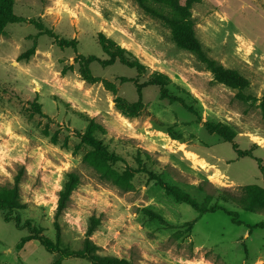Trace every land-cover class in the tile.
<instances>
[{"label":"rangeland","instance_id":"1","mask_svg":"<svg viewBox=\"0 0 264 264\" xmlns=\"http://www.w3.org/2000/svg\"><path fill=\"white\" fill-rule=\"evenodd\" d=\"M191 11L209 55L249 80L248 98L217 82L193 53L175 44L170 28L135 0H14V12L24 20L8 23L0 34V186H13L21 173L23 208L14 216L30 220L53 241L58 223L61 245L74 250L82 247L95 218L90 239L99 253L133 264H264V228L254 227L264 222V211H246L222 199L242 195L248 185L264 187V0H202ZM100 32L145 68L93 62L90 69L99 80H85L79 55L108 58ZM61 39L77 43L64 45ZM155 73L171 79L173 99L147 84L140 113H123L117 97L138 100V86ZM90 118L103 125L98 136L108 148L125 159L117 169L137 167L141 155L148 171L199 202L210 196V205L235 210L242 223L221 210L199 215L165 195L145 172L135 175L129 191L101 178L83 161L89 148L80 133ZM219 123L235 131L233 140L213 131ZM71 171L80 182L56 216ZM144 208L164 219H151ZM4 215L0 211V264L58 260L59 254L37 240L17 248L28 229H17ZM60 264L93 263L70 257Z\"/></svg>","mask_w":264,"mask_h":264},{"label":"trees","instance_id":"2","mask_svg":"<svg viewBox=\"0 0 264 264\" xmlns=\"http://www.w3.org/2000/svg\"><path fill=\"white\" fill-rule=\"evenodd\" d=\"M138 6L148 15L161 20L171 30V37L175 44L181 48L193 53L196 58L205 66L207 70L212 72L217 82L223 83L228 87L235 89L237 95L246 99L250 95H247L246 90L249 87V80L239 73L237 70L225 67L222 63L211 57L208 51L203 46L202 42L196 36L195 33V21L192 16V7L195 3L202 0H185V3H181L180 0H135ZM24 18L17 15L14 12V0H0V34L4 31L8 23L21 22ZM42 28V25H39ZM98 42L102 51L108 56L106 59H101L96 55H79L78 64L79 71L83 78L90 83L96 82L99 78L92 74L90 65L93 62H100L104 65L113 64L116 61L131 67L136 68L138 71H142L145 66L137 58L132 57L131 54L120 44L113 39L107 37L104 33L98 34ZM60 43L64 45H76V40L61 39ZM32 49L31 51H33ZM123 82L129 80L123 77ZM104 84L115 91L116 88L110 81L104 80ZM171 83V79L167 75L155 73L150 78L138 86L139 98L134 102H129L126 99L117 97L116 101L118 108L128 116H136L143 108V102L141 99L142 87L147 84L157 85L160 87V94L162 98L172 95L168 92V86ZM40 111V105H38ZM260 108L262 117L264 120V96L261 99ZM105 129L103 125L98 123L95 119L90 118L88 124L83 132L80 133L81 143L86 145L89 149L83 156V161L89 166L93 167L99 176L105 180L112 182L125 191L133 190V179L138 172H145L149 177L155 181L159 189L168 197H171L179 203L188 204L193 210L197 211L199 215L206 212L223 211L229 216L234 223L241 224L238 219V213L235 210H229L219 204L210 205L211 197L207 196L203 202H199L189 192L183 190L181 187L172 184L166 180L162 175L148 171L146 165L143 163L141 155L137 157V167L126 166L123 170H119L115 165L119 162H125V159L110 150L103 140L98 136L99 132H103ZM213 131L224 136L228 141L235 138L236 133L229 126L224 124H216L213 127ZM234 147L237 145L234 143ZM260 162V158H258ZM263 170V167H261ZM22 177L21 173L16 175L15 183L11 187L0 186V211L4 212V220L6 222L14 221L17 229H28V234L23 236L17 243V248H23L24 245L31 241H39L47 251L51 253L59 254L58 260L52 264H60L63 259L70 257L87 258L93 264H133L130 260L125 258H119L116 256L102 255L99 253V246L95 244L90 236L96 229L98 220L92 218V224L90 225L87 236L80 249H70L61 245L62 235L61 230L56 224V240L53 241L48 236L42 233V229L34 226L30 220L22 222L21 216H14L13 213L23 208L20 195V183ZM80 182V176L77 172L71 171L67 174L66 181L62 190L59 192L57 215L60 216L68 207L69 201L73 191L76 189ZM225 201H230L242 209L250 212L264 211V187L259 185L245 186L244 193L236 196L226 194L222 196ZM145 214L151 219H164L163 215L153 211L150 208H144ZM193 224L189 223L191 227ZM253 227V226H252ZM254 227L264 228V222H260L254 225Z\"/></svg>","mask_w":264,"mask_h":264}]
</instances>
